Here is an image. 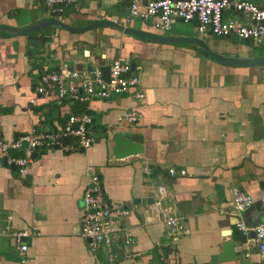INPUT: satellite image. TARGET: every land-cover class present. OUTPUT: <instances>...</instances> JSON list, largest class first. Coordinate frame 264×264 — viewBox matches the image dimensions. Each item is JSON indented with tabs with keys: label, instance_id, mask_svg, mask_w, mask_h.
I'll list each match as a JSON object with an SVG mask.
<instances>
[{
	"label": "crops",
	"instance_id": "obj_1",
	"mask_svg": "<svg viewBox=\"0 0 264 264\" xmlns=\"http://www.w3.org/2000/svg\"><path fill=\"white\" fill-rule=\"evenodd\" d=\"M250 1L264 6V0ZM129 2L78 0L75 8L54 18L35 0H0V25L21 29L57 19L86 27L121 16L119 7L124 6L119 10L123 13ZM107 11L116 16L108 18ZM224 17L242 19L232 12ZM146 23L150 25L134 21L127 28L183 36L172 32L173 27L161 32ZM45 27L14 37L0 32V139L55 130L69 115L84 110L91 118L93 144L73 153L37 151L23 174L0 156V264H19V244L13 238L19 231H29L22 240L29 264H106L104 253H91L78 234L91 173L99 176L110 205L128 211L122 224L133 243L113 244L121 257L114 264H210L226 242H236L235 258L219 264H264L252 232L244 236L237 228L239 222L254 228L264 221L257 201L264 187V69L225 67L196 45L154 44L113 26L82 33ZM211 39L216 38L203 41ZM238 44L254 53L239 58L256 57L254 49L262 46ZM237 47L210 49L238 59L222 53L242 52ZM113 59L134 64L145 94L142 101L127 95L59 104L55 96L35 91L41 74L53 68L106 67ZM132 110L140 114L137 124L123 119ZM123 133L140 135L142 152L115 160L112 138ZM170 168L186 175L170 177ZM233 188L256 200L240 215L231 209ZM163 210L181 219L185 236L160 243L169 239Z\"/></svg>",
	"mask_w": 264,
	"mask_h": 264
},
{
	"label": "built area",
	"instance_id": "obj_2",
	"mask_svg": "<svg viewBox=\"0 0 264 264\" xmlns=\"http://www.w3.org/2000/svg\"><path fill=\"white\" fill-rule=\"evenodd\" d=\"M77 3L78 0H35L38 7L54 18L61 17L70 8H75ZM226 12L236 13L242 19L225 18ZM134 21L150 22L155 30L161 32H168L176 22H182L192 24L197 38L201 40L232 39L250 42L253 46H264V6L250 0H130L125 12L110 22L127 28ZM71 67L64 64L41 74L36 93L53 95L59 104L68 102L79 105L92 100L127 95L134 96L138 101L145 98L136 69H132L131 64L126 61L111 60L107 65V79L102 74V65L81 69ZM29 103L33 104L34 99H30ZM123 117L128 124H137L140 114L132 110L126 112ZM90 126L91 118L88 114H71L55 130H32L13 141L0 139V156L8 165L15 167L19 174H23L32 161V154L37 151L73 153L89 149L93 144ZM24 143L26 147H23ZM167 172L170 177L186 175V171L179 170L177 174L173 168ZM158 192L161 196L164 195L162 187L158 188ZM255 201L240 189H232L231 209L235 214L240 215ZM257 201L264 213V187ZM83 202L79 237L87 243L91 253L103 252L106 264H114L121 257L113 251V244L117 240L124 246L133 243L131 231L122 224V220L128 216V211L110 205L96 173L90 175L89 184L83 191ZM161 215L165 234L169 239L176 240L188 233L180 218L168 214L166 210H163ZM237 228L244 236L252 232L253 243L264 253V221L254 228L239 222ZM31 230L32 234H36L35 227ZM28 233L29 231H19L13 234L19 244V264H29L25 255L27 245L22 241Z\"/></svg>",
	"mask_w": 264,
	"mask_h": 264
},
{
	"label": "water",
	"instance_id": "obj_3",
	"mask_svg": "<svg viewBox=\"0 0 264 264\" xmlns=\"http://www.w3.org/2000/svg\"><path fill=\"white\" fill-rule=\"evenodd\" d=\"M45 26H57L64 30H67L72 33H82L88 30H93L99 27L104 26H113L120 29L124 34L132 37H137L142 39L143 41H148L154 44H162V45H175V44H193L202 49L215 63L220 64L229 68H261L264 69V56L260 57H247V58H238L232 59L228 57H223L215 52H213L205 41L199 38H187V37H163L159 35H152L145 32L120 28L117 25L112 24L110 21H101L92 23L86 27H71L63 24L57 19L42 21L38 23L31 24L25 28H15V27H7L0 25V32L4 33L6 36L14 37L19 35H24L30 33L32 31L39 30ZM34 44V43H32ZM37 44V43H36ZM88 53V52H87ZM134 64L131 65V68L134 69ZM70 68H72L70 66ZM102 74L105 79L108 78V67L101 68ZM113 147L112 154L115 160H121L127 157H132L142 152V138L140 135L131 134V133H123L116 134L112 138ZM23 147H26V144H23ZM34 153L32 154V158H34ZM253 234V233H252ZM171 239H160V243H170ZM236 246V242H226L221 246V255L216 257H212L210 264H219L223 262H229L235 258L233 248Z\"/></svg>",
	"mask_w": 264,
	"mask_h": 264
},
{
	"label": "rangeland",
	"instance_id": "obj_4",
	"mask_svg": "<svg viewBox=\"0 0 264 264\" xmlns=\"http://www.w3.org/2000/svg\"><path fill=\"white\" fill-rule=\"evenodd\" d=\"M122 7L124 8V6L122 5L121 7H119V10ZM119 10H118V13H117L118 15H122L125 12L124 11L123 13H120ZM114 15L116 16V12L107 11V17L108 18H111ZM145 24L150 25L149 23H145ZM172 32H175L176 34H180V35H183V36H189L187 38H196L197 37V34L194 32V30L192 28V25L191 24H184L182 22L176 23L173 26V31ZM236 41L237 40L230 39V41H228V42H220L218 39H211V40H205V43H207V45L209 46V48L214 49V50H216V48L218 49L219 47L222 48V47H231L233 45H238L237 49L241 50L242 52H234L233 50H231V51H229V50H222L223 51L222 53L225 54V55H228V56H237V57L239 55H244V56L252 55V56H254V53L253 52L251 54V51H247L246 50L247 48L245 46L238 44V43H241L240 41H237V42ZM185 46L188 47V45H183V47H185ZM259 54H264V46H262L259 49V51H257L255 53V56L256 55H259ZM244 58H247V57H244Z\"/></svg>",
	"mask_w": 264,
	"mask_h": 264
},
{
	"label": "trees",
	"instance_id": "obj_5",
	"mask_svg": "<svg viewBox=\"0 0 264 264\" xmlns=\"http://www.w3.org/2000/svg\"><path fill=\"white\" fill-rule=\"evenodd\" d=\"M43 29H49V27H48V28L45 27V28H43ZM33 33H35V32H33ZM182 37H189V36H182ZM41 40L43 41L44 38H42ZM236 42H237V41H236ZM242 43L247 44V45H250V42H242ZM183 45H188V46H191V47H196V46L193 45V44H180L179 46H183ZM185 47H186V46H185ZM261 47H262V46H261ZM259 49H260V48H259ZM259 49H254L255 53H256L257 51H259ZM200 52L203 53L205 56H207L206 53H205L204 51L200 50ZM259 56H264V54L256 55V57H259ZM207 57H208V56H207ZM79 113H85V114H88L89 111L86 112V111L82 110V111H80Z\"/></svg>",
	"mask_w": 264,
	"mask_h": 264
}]
</instances>
